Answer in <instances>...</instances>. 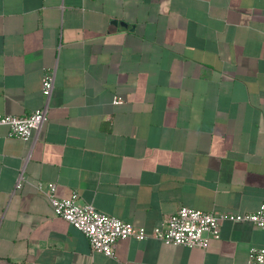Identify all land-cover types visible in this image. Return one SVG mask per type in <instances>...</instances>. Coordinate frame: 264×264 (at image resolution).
I'll use <instances>...</instances> for the list:
<instances>
[{
  "label": "crops",
  "instance_id": "1",
  "mask_svg": "<svg viewBox=\"0 0 264 264\" xmlns=\"http://www.w3.org/2000/svg\"><path fill=\"white\" fill-rule=\"evenodd\" d=\"M44 72L40 129L0 125V264H248L264 247L226 220L205 248L127 238L109 257L35 186L148 231L180 206L256 212L264 0H0V114L41 108Z\"/></svg>",
  "mask_w": 264,
  "mask_h": 264
},
{
  "label": "built area",
  "instance_id": "2",
  "mask_svg": "<svg viewBox=\"0 0 264 264\" xmlns=\"http://www.w3.org/2000/svg\"><path fill=\"white\" fill-rule=\"evenodd\" d=\"M53 87V74L44 72L41 78V94L44 98V105L23 116L0 114V125L7 126L9 133L18 138L24 140L31 138L46 120L47 104ZM113 102L119 103L121 99L116 97ZM35 186L46 195L56 216L80 230L87 237L93 250L109 257L113 256V246L120 239L155 238L167 244L205 248L210 239L219 238L220 226L223 221H247L256 227L264 228V198L258 210L253 213L205 212L180 206L176 212L165 218L161 225L148 231L142 226H134L115 216L101 212L92 203H79L76 192H72L67 198H58L53 182L45 184L38 182ZM248 264H264V247L250 248Z\"/></svg>",
  "mask_w": 264,
  "mask_h": 264
},
{
  "label": "water",
  "instance_id": "3",
  "mask_svg": "<svg viewBox=\"0 0 264 264\" xmlns=\"http://www.w3.org/2000/svg\"><path fill=\"white\" fill-rule=\"evenodd\" d=\"M114 23H116L115 20H114ZM122 24H123V23H122Z\"/></svg>",
  "mask_w": 264,
  "mask_h": 264
}]
</instances>
